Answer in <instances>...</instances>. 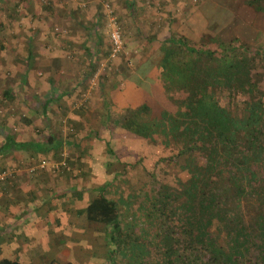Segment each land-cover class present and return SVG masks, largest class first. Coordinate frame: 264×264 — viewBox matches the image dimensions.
<instances>
[{
	"label": "crops",
	"instance_id": "crops-1",
	"mask_svg": "<svg viewBox=\"0 0 264 264\" xmlns=\"http://www.w3.org/2000/svg\"><path fill=\"white\" fill-rule=\"evenodd\" d=\"M8 1V13L15 17L16 12V20L13 21L14 39L8 37V41H11L15 48L18 45L17 36H24L25 46H28L31 40L28 32L38 30L37 27L32 28L27 19L34 14L33 8L37 0ZM102 1H107L119 15L118 21L122 22L121 26L118 22L119 30L128 28L131 38L129 45L136 54L131 55V69L127 68L119 75H113L114 71L110 74L108 68L106 69L102 75L105 81H109L113 76H119L120 81L111 82L112 89H109V85L99 84L100 96H103V93L109 96L108 100L101 99L102 106H97L96 110L92 106H73V100L78 97L79 90L84 85L82 82L94 76V71L89 75L93 70L92 63L106 59L108 53L110 43L106 30H99L102 26V17L99 16L103 13ZM38 7L43 8L40 12L45 11L46 15L50 13L56 18L72 16V20L65 21V24L71 27L67 30L73 32L75 27L79 30H75L78 35L76 34L73 40L64 41L68 44V49L61 48L59 43H56L60 49L56 48L55 54L47 53L43 51L47 42L41 43V55L39 53L34 56L41 57L37 62L44 69L40 80L43 94L41 92V97L36 102L39 106H15L14 114L11 111L9 117L0 119V144L3 142L4 133L10 134L14 141L31 147L38 142L44 144L49 135L60 143L59 147L47 152H35L31 147H27L0 153V169L5 166L16 168L8 180L0 185V259L16 260L21 264H49L54 260L60 263L69 261L73 264H176V251L156 236V226L151 218L145 216L146 208L152 205L144 196L143 198L138 195L140 186L130 191L125 183L122 184L124 187H118V181L114 183L116 186L110 182L114 186L107 188L108 193L113 195L118 190L124 196V199L117 197L120 198L117 199L118 202L121 201V218L114 235L110 226L89 222L79 212L95 195V187L101 186L106 180L109 181L111 173L103 166L108 164H104V161H110L109 158L113 155L106 151V143L109 146L113 131L117 134L113 138L117 137L128 154H133L134 150H145V142L148 139L121 128L123 118L118 120L115 127L111 125L116 119L117 111H124L127 106L142 105L147 106L156 118V109L153 107L156 106V94L164 96L160 98L161 102L165 101L164 99L169 101L166 95L169 96L177 87L185 86L187 80H192L191 71L179 63L183 50L182 45H178L182 43L176 35L181 32L191 39L192 18L196 15V18L200 15V19L207 13L215 17L230 15L235 13L230 10L238 7L239 12L245 13L243 9H247L248 14L252 15L241 23L243 30H249L252 39L257 35L252 29L258 30L254 19L260 17L264 24V2H252L249 5L246 0L239 3L236 0H51L47 6ZM18 15L23 16V19L17 20ZM54 27L56 34L60 33V25ZM202 27L201 25L199 30H202ZM39 28L45 38L47 31L45 28ZM51 34L53 35V30ZM171 34L175 36L174 43L164 44L166 40H170ZM72 47L76 50L70 52ZM57 51L60 53L57 54ZM161 51V56L156 60V52ZM169 53L173 54V58ZM32 57L31 53H26V68L29 67V62H32ZM53 65L57 68L52 69ZM27 76L26 69L20 80ZM62 78L67 81L63 82ZM104 104L107 106H103ZM107 107L109 115L102 120L104 109ZM175 109L176 106L173 110ZM152 120L153 117H150V128L153 127ZM61 123L70 127L72 136L56 130ZM37 124L40 129L36 131L44 134L41 138H33L29 133ZM12 127H17L18 130L11 132ZM86 141L88 144L81 145V142ZM84 147H87V150L95 148L91 149L93 155L90 159L86 153L91 151L84 153ZM38 162H41V165H38ZM64 162L68 163L67 166L63 165ZM150 188L155 187H148L149 190ZM144 193L148 195V191ZM137 213L141 219L134 221L135 219L131 218H135ZM210 220L212 219L200 220L202 228H205L202 233H207V223ZM232 234L230 233V236ZM192 235L197 238V232L193 229ZM238 235L239 233L234 232L232 238L238 239ZM111 237L114 240L110 239ZM87 239L93 245L96 239H105V249H96L93 255L87 249ZM208 239L214 238L207 236Z\"/></svg>",
	"mask_w": 264,
	"mask_h": 264
},
{
	"label": "trees",
	"instance_id": "trees-1",
	"mask_svg": "<svg viewBox=\"0 0 264 264\" xmlns=\"http://www.w3.org/2000/svg\"><path fill=\"white\" fill-rule=\"evenodd\" d=\"M2 2L3 0H0V5ZM246 2L250 5L252 2L260 3L264 0H246ZM262 10H264L263 7ZM231 14L215 17L213 14L207 13L201 19L200 15L199 18H196V15L192 18V38L185 37L181 32L176 35L182 44H175L182 45L181 49L183 50L179 63L191 71L193 78L189 79L190 81L187 80L185 86L177 87L173 91L179 94L178 99L175 100L177 103L175 113L184 121L186 120L185 122L181 121L178 126L181 127L183 122L185 126L183 129L172 126L173 128L169 129L171 132L168 131L163 135L161 142L176 147L177 151L174 153L173 157L175 158H172V161H178L181 171L187 176L177 193L165 185L161 186L159 190L150 188L148 195L141 193L142 190H138V195L144 194L152 205L146 208L145 216L151 218L156 226V236L176 251V264H207L208 262L210 264H235L234 258L213 240L199 242L193 238L192 226L194 224L196 232L195 227L200 222L194 220L195 216H188L185 223H181V227H179L169 212L171 209H178L179 206L195 211L197 205L205 209L208 205L213 204L215 195H218L217 189L213 185L216 181H213V178L216 180L223 178L225 186L238 187L235 169L237 160L246 166L245 160L249 158L246 157L245 150L252 149L254 154L259 155L264 149V51L255 45L249 46L245 42H240L235 36L230 35L226 41L220 37L218 32L224 30L226 24L232 20ZM8 16L10 17V15ZM199 24L203 26L200 31ZM174 37L171 34L170 40H166L164 44L174 43ZM241 38L249 40L251 35L247 34ZM161 53L162 51L156 52V60L161 56ZM169 54L173 58V54ZM185 54L187 56H184ZM93 71L91 70L89 75ZM99 79L102 81L103 76H100ZM101 81L98 83L100 84ZM103 106L106 107L107 104ZM108 115L109 108L107 107L104 109L102 120ZM120 118H123L120 123L121 128L156 143V138L148 136L151 131L150 110L147 106H127L124 111L118 110L116 119L111 125L115 127ZM196 122H203L209 126H206L207 129L201 130L199 128L202 125ZM108 124L110 127V123ZM2 136L1 154L10 150L31 147L28 144L14 141L8 133H4ZM59 146L60 143L52 135H49L44 144L38 142L31 148L35 152H47ZM106 147V151L111 154L112 150L107 143ZM108 164L110 165V163ZM136 164L138 163L133 161L127 166L134 168ZM154 164L156 161L153 166ZM230 169H233L234 172H231ZM119 174L122 175L123 172H111L110 178L112 179L95 187V195L79 212L89 222L110 226L112 235L118 230L121 218L119 207L121 201L118 202L117 199H124V196L118 190L114 193L111 192L113 195L109 194L106 186L111 181L114 184L115 180L120 183L118 187L124 184L125 181L123 182L118 177ZM146 174L148 176L150 172L146 171ZM241 177L244 183L260 182L257 175L249 170L245 171ZM118 196L120 198H117ZM202 230L204 229H201L197 236L201 234ZM110 239L114 240L113 237ZM0 264L21 263L2 258ZM49 264L73 263L69 261L60 263L54 260Z\"/></svg>",
	"mask_w": 264,
	"mask_h": 264
},
{
	"label": "rangeland",
	"instance_id": "rangeland-1",
	"mask_svg": "<svg viewBox=\"0 0 264 264\" xmlns=\"http://www.w3.org/2000/svg\"><path fill=\"white\" fill-rule=\"evenodd\" d=\"M236 1L237 3H239V1L242 2L243 0H236ZM49 2H51V0L48 1L37 0L35 2V6L33 8L34 14L30 16L31 18H29L28 16L27 19L31 23L30 26L32 28L33 26L35 28L37 27L38 30L35 29L34 31L31 30L28 32L29 37L31 38L30 44L28 46H25L24 36L22 37L17 36L18 45L15 48H13V46L11 45V41H8L9 40L8 37H12V38L14 37L13 21L16 20V14L15 17H13V15H10L8 13L7 9L8 8L10 9V5H9L10 2L8 0H3V2L0 5L2 6L0 7V26H1L0 119H6L7 117H9L11 111H13L12 114H14L16 112V110H14L15 106H39V104H37L36 102L41 97L39 96L42 92L40 80L43 77L42 73L44 69L41 68L40 63L37 62V60L38 59L40 60L41 57L34 58V56L35 55L38 56L39 53L41 55L40 52L41 45L47 42V46L44 47L45 50L43 51H46L47 53L55 54L56 48L60 49V47L61 48L66 47L68 49L69 48L68 44L64 43V41L73 40L76 34L78 35V33L75 34V30L76 32L77 30H79L77 27H75L73 32H71L70 30H67L69 26L65 24L66 20L73 19L72 16H67V17L63 16V18L60 17L56 18L54 15H51L50 13L49 15L48 14L46 15L45 11L40 12L41 10H43V8L40 9L38 6L45 7ZM193 7H195V5H193ZM237 8L238 7H235L233 8L234 10L233 9L230 10L231 12L232 11L235 12L234 14H232L233 16H231V18L233 17L232 19L233 21L231 20L229 23H227L225 26L226 30L225 29L221 30L218 32V34L224 41H226V38H228L231 35V36H235L240 42H245L249 46L255 45V47L259 49L261 48L262 51H264V24L262 18L261 21L259 19L260 17H258L256 20L254 19V21L257 22V24L255 25L258 30L256 29H252V30L254 34L257 35L252 39L250 38L249 40H243L241 37H244L247 34H249V30L248 29L243 30L242 29L243 25L241 23L245 21L247 18H251L252 15L248 14L247 9H243V12L245 11V13H242L239 12L238 11L239 9ZM240 8L242 7L240 6ZM37 10L39 11L36 12ZM113 13L115 15L117 24L119 25L118 23L120 22L118 21L119 15L116 12H114V10ZM8 15H10V17ZM99 16L102 17V22H101L102 26L100 25L101 27L99 28V30L101 29L103 31L105 29L107 34V27L103 13L100 14ZM20 19H23V16L18 15L17 20ZM121 23L122 22H120V26ZM58 25H60L61 31L60 33L56 34L57 31L54 26H58ZM199 25L201 26L202 24ZM39 27L45 28L44 30L47 31L45 38L42 35V29H40ZM250 27L253 28L254 26L250 25ZM69 28L71 29V27ZM88 28L89 27H86V29ZM51 30H53V35L51 34ZM120 31H121L122 46H123L122 51L119 54H117L115 57L110 58L108 56L109 48H110V44H109L106 59L99 60L98 62H95V64L92 63L94 76H91V78H86V80L82 82V84L84 85L82 86V89L79 90L80 93L78 97L74 98L73 102L74 101L75 102L73 106H92V108H96L97 110V106H102L101 99L104 100L105 98L106 100H108V96H109L108 94L105 96L106 93H103V96H100L98 92L99 90L98 82L101 80L99 79V77L104 74L107 68L110 74L111 71H114L113 75H119L120 72L126 70L127 68L128 69L132 68L133 58L131 59V57L134 56L136 52H134L133 47L129 45V42H131L130 40L131 38H129L130 34L128 33L129 30L127 27H125L124 30L120 28ZM56 43L57 44L59 43L60 47ZM75 50L76 48L73 49L72 47L70 52ZM251 52L254 51L251 50ZM26 53L29 54L31 53L33 56L32 62L31 61L29 62L30 65L28 68H26L24 62V57L26 56ZM59 53L60 51H57V54ZM51 68L55 69L57 68V66L53 65ZM26 69L28 76L23 80H20V76H23V73ZM116 72L118 74H114ZM118 77L119 76H113V78H111L109 81H105L104 79H102L101 85L102 84L103 86L109 85L108 87L110 89L112 87L110 86L111 82L120 81L118 80L119 79ZM65 80L67 81L66 78H62L63 82H65ZM185 80H187V78H185ZM116 83L119 86H121L119 82ZM177 96H179V94H177L176 92L170 93L169 96L167 95L165 96L167 97V99H169V101L164 99L165 101L161 102L160 98H164V96L161 97L160 95L156 94V106H153L156 109V118H154V113L153 115L150 113V117L151 118L153 117L152 120L153 127L150 128L151 129L150 136L151 137L153 136V138L154 139L156 138L157 140L156 143H153L149 140L146 141L145 150L143 151L134 150L133 154H128L127 153L128 151L126 149H123L117 137L113 138V136L117 134H115L114 131L112 132V140L109 143V147L112 150L113 155L110 156L109 158L110 161L109 160L104 161V164L108 162L110 163V165L107 164L104 165L103 167L107 170V172L110 173L113 171H122L123 174L122 175L119 174L118 177L122 179L123 182L125 181L124 183L126 187L129 186L130 191L140 186L141 188H139V190H142L141 193H144L145 191H149L148 187H155L154 188L155 190L156 189L159 190L161 186L165 185L168 186L170 190H173L174 193L175 192L177 193V191L180 189L183 183L184 178H186L187 176L184 172L181 171L180 163L175 160L172 161V158H175L173 157V155L177 151L176 147L174 145L172 146V144H165L164 142L163 143L161 142L163 138L162 136L169 131V128H173L175 126L179 128L180 126L178 125L180 124V122L184 121L181 117H178L177 114L175 113V110H173L175 106H177V103H175L176 102L175 100L178 99ZM170 103H172L173 105L169 106ZM37 122L38 121H36V123ZM184 122L181 126L182 129L185 126ZM188 122H192V121H188ZM196 123L202 125L199 128L201 130H205L209 126L208 124H205L203 122H196ZM186 125H188L187 122ZM69 128L70 127L65 125V123H61V125H58V127H56V130H59L61 134L66 133L72 136L73 134L72 130H70ZM36 129H40L38 127V124L36 126H33L32 130L28 129L30 130L29 133L31 134V137L41 138L44 135L43 132L40 133L36 131ZM10 130L11 132H15L16 130H18V128L12 127V129ZM169 132H171V130ZM115 139L117 140L116 142ZM85 144H88V142L87 141L84 143L81 142V145L84 146ZM92 148H89L91 152L87 150V147L83 148L84 153L89 152L86 153V156L89 157V159L91 158L90 156L93 155V151L91 150ZM263 151L264 149H262V153L258 155V154H254L252 152V149L248 148V150H245L246 157L249 158L248 160H245V163H247L246 166H243L240 160H237L235 169L237 171L236 175H237L238 187L234 188V186L230 184H229L230 187H228L227 185L225 186L223 185L224 184L223 178H219L217 180L216 178H213V181H216V183L213 185L216 187L218 194L215 195L216 198L213 204L208 205L205 209H202L197 205L195 211L192 209L190 210L188 208L179 206L178 209L176 210L171 209L170 210L171 212H169L170 215L173 217V221L174 222L176 221L179 224V227H181V223L183 224L185 223L186 221L185 219L186 218L188 219V216H195L194 220L197 221L202 220V218H204V220L207 218L212 219L210 220L209 223H207L208 224L207 233L205 231L203 233L201 232V234H199L198 236L196 235L197 238L196 237L193 238L199 242L209 241V239L207 240V236H209V238L211 237L214 238L210 240H213L217 245L222 246L227 251V253L232 258H234L235 264H264V152ZM169 158L170 160H168ZM154 160L156 161V164H154L153 166V163L155 162ZM133 161H135V163L138 164H136L134 168H129L127 164ZM37 164L41 165V162H38ZM67 164L68 163L66 162L63 163L64 166L65 165L67 166ZM19 165L23 166V164H19ZM13 169L14 170L16 169L15 166L13 167L5 166L2 169H0V172L2 171L6 172V177L2 181H0V185L8 180V178L12 174ZM230 170H232L231 172H234L233 169ZM248 170L254 172L257 175V178L258 180H260V182L249 181L248 183H244L241 175ZM146 171L150 172L149 174L150 176L149 175L147 176ZM109 179L112 178H110L109 176ZM115 183H117V180L115 181ZM111 186L112 185L110 184L106 187L109 188ZM144 194L143 195L140 194V196L143 197ZM175 202H179V201H175ZM136 210L137 208H135V211ZM133 214H135V212ZM138 215L139 214L137 213V216H134L135 218H131V219H135L134 221L140 220L141 218H138ZM195 228L197 234L201 229H205L202 228L201 222H199L197 227ZM192 229L194 230V224L192 226ZM234 232L239 233L238 239L232 238ZM230 233H233L232 236H230ZM104 242L105 239L103 240L96 239L95 244L93 245L90 244L89 240L87 239L86 240V243L88 245L87 249L89 250L90 253L94 255V251L96 249L99 251H101L100 249H105ZM110 251H112V249H110ZM98 257L99 255L97 256V258ZM207 264H210V262H208Z\"/></svg>",
	"mask_w": 264,
	"mask_h": 264
},
{
	"label": "built area",
	"instance_id": "built-area-1",
	"mask_svg": "<svg viewBox=\"0 0 264 264\" xmlns=\"http://www.w3.org/2000/svg\"><path fill=\"white\" fill-rule=\"evenodd\" d=\"M102 12L105 18V23L107 27V36L110 42V48H109V57L113 58L117 54H119L122 51V38L121 33L115 18V15L113 13V8L111 5L104 1L101 4ZM6 177V172L2 171L0 172V181H2Z\"/></svg>",
	"mask_w": 264,
	"mask_h": 264
}]
</instances>
